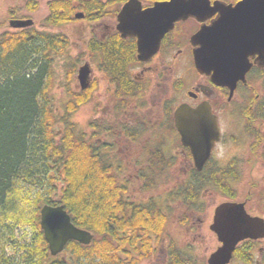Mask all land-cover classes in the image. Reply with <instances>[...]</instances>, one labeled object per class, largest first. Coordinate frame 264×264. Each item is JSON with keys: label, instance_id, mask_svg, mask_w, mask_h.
I'll return each mask as SVG.
<instances>
[{"label": "flooded vegetation", "instance_id": "obj_1", "mask_svg": "<svg viewBox=\"0 0 264 264\" xmlns=\"http://www.w3.org/2000/svg\"><path fill=\"white\" fill-rule=\"evenodd\" d=\"M129 1L72 0L75 20L90 24L88 46L114 48L120 40H128L136 49L137 61L128 67V75L116 77L117 80L101 69V54L89 50L98 62H94L96 65L84 62L91 67L90 86L97 89L96 74L99 71L109 89L101 109L108 114L104 117L106 125L102 122L106 127L99 125L100 115H96L91 121L96 135H92L96 147L108 157L113 175L120 179L124 174L129 179L126 184L121 182L124 186L123 211L133 201L147 204L157 211V215L166 218L150 220L147 231L129 225L119 230L115 226L121 221L107 220L113 231L106 236L107 245L97 244L93 255L96 261L104 260L105 264H196L191 257L196 251L183 250L175 232L179 228L183 232L184 228L187 238L200 246L205 239L203 228L209 219L210 206L205 198L211 189L219 188L224 193L222 203H243L251 216L264 218V63L258 62L257 55L251 56V66L244 75L225 76L217 83L211 74L201 73L196 68L194 51L210 44L208 41L201 44L194 37L201 29L221 20L234 30V37L242 42L241 48L255 49L257 45L246 41L254 37L251 27L264 29V20L257 19L264 17V4L247 0H203L201 15L176 21L173 29L161 39L157 53L140 60L137 38L122 37L118 29V14ZM165 1L169 0H137V3L145 10ZM53 3L64 13L66 0H53L50 5ZM38 6L39 0H29L26 4L28 13H36ZM238 6L241 9L238 10ZM52 9L48 17L52 15ZM77 13H82L83 17L76 18ZM9 16L11 20L32 19L13 9ZM35 25L34 21L30 27L13 28L9 22L10 31L33 29L44 32V27L55 26L46 22L41 29H36ZM64 54L62 50L55 57ZM182 105L187 106L188 145L184 144L176 122V112ZM100 128L104 137H97ZM215 135L218 139H213L210 155L199 169L195 154L202 149L195 150L192 145H202ZM175 146L181 148V163L184 164L181 186L176 189L175 185L163 202L155 197L150 202H142L138 198V194L145 193L142 189L154 190L161 179L175 178L173 172H176L179 157ZM130 179L136 180L137 187ZM127 184L133 186L130 194ZM182 189L186 192L185 199L179 197ZM178 201L180 207H185L180 209L181 212H177ZM164 224L171 228L163 227ZM105 248L107 258L102 255ZM65 251L66 247L60 255ZM213 252H205L200 264H208ZM236 259L241 264H264V238L242 242L230 264Z\"/></svg>", "mask_w": 264, "mask_h": 264}, {"label": "trees", "instance_id": "obj_2", "mask_svg": "<svg viewBox=\"0 0 264 264\" xmlns=\"http://www.w3.org/2000/svg\"><path fill=\"white\" fill-rule=\"evenodd\" d=\"M51 8L48 23L75 20L72 0L66 1L64 13L56 3ZM69 45L66 35L33 29L0 34V264H105L93 254L97 244L107 245L106 236L113 231L107 220L121 221L115 226L119 230L129 225L147 231L150 220L166 218L133 201L123 211L124 186L113 175L108 157L72 121L76 109L89 100L88 93H75L63 110L53 105L54 58ZM88 49L101 54V69L115 80L128 75V67L137 61L128 40L114 48L90 44ZM75 72L71 65L69 77ZM179 192L185 199V189ZM61 204L77 227L95 237L90 245L70 241V254L52 256L40 210ZM26 226L33 230L32 237L19 244L15 234ZM7 246H14L19 258L11 256ZM106 254L105 248L103 257Z\"/></svg>", "mask_w": 264, "mask_h": 264}, {"label": "water", "instance_id": "obj_3", "mask_svg": "<svg viewBox=\"0 0 264 264\" xmlns=\"http://www.w3.org/2000/svg\"><path fill=\"white\" fill-rule=\"evenodd\" d=\"M264 4V0H247ZM203 0H169L158 2L153 7L142 10L137 0H130L118 14V29L122 37H136L138 44V58L146 60L153 56L160 47V41L169 30L173 29L175 22L190 15L198 17L203 13ZM238 10L241 6H238ZM83 14H76V18ZM256 19V17H254ZM258 20L263 19L260 16ZM32 19H13L10 26L13 28H27L32 26ZM253 39L247 40L249 44L257 45L255 49L240 47V41L234 37V30L226 27L223 21L215 22L209 28L201 29L194 37L201 44H210L207 48L194 51L195 65L201 73L211 74L215 82L241 73L244 75L250 68L249 57L257 55L258 62L264 63V29L251 27ZM91 67L88 63L78 70V80L81 88L90 86ZM186 105H182L176 112V122L185 145H188V126L186 121ZM205 127L204 129H207ZM207 139V137H206ZM202 145H195V160L199 169L207 161L214 138H208ZM40 226L44 232L45 240L49 245L52 256L61 254L68 242L77 241L83 245H90L94 235L91 231L77 227L64 204L58 206L44 205L40 210ZM211 230L217 235L220 245L209 256L208 264H230L238 246L249 239L264 238V218L251 216L243 203L226 201L219 204L214 213Z\"/></svg>", "mask_w": 264, "mask_h": 264}, {"label": "rangeland", "instance_id": "obj_4", "mask_svg": "<svg viewBox=\"0 0 264 264\" xmlns=\"http://www.w3.org/2000/svg\"><path fill=\"white\" fill-rule=\"evenodd\" d=\"M29 0H0V34L5 32V31H10L9 28V22L11 20V17L9 16L10 11L13 9L16 11V13H24L25 16H30L32 18L36 25L35 28H42V24H45L48 20V14H51V5L50 2L53 0H39V6H38V11L36 13L31 14L28 13L29 10L26 7V4ZM69 1V0H66ZM50 24V23H48ZM51 25V24H50ZM42 30L47 33H52V34H59V35H66L68 37L70 45L68 49L65 51V54L63 56H58L55 59L54 63V86L52 87V99H53V105L58 108L63 110V103L68 102L71 100L73 95L77 92H86L89 95V100L82 104L80 107L76 109V111L72 114V121L76 124L77 129L80 132L85 133L87 136L91 137L93 139V142L95 143L94 136L92 134H95L92 131V126H91V121L94 120V117L96 115L99 116L98 121L99 125L104 128L106 126H102V122H106L104 117H107L108 114H104L101 109L104 108L102 107L103 105V100L106 98L109 94V89L107 86V82L103 78V74L97 71L96 74V81L98 83V87L94 86H89L87 89L82 90L80 86V82L78 80V69L79 67L84 64V62L89 61L90 63H98L96 62V58L91 57V53L88 49V44H86V41L90 38V24L88 21H70L68 23H62L60 25H55L54 27H44ZM98 58V57H97ZM99 59V58H98ZM91 60V61H90ZM93 60V61H92ZM71 65H75L76 72L69 77L68 74V68ZM96 65V64H94ZM104 125H106L104 123ZM100 130L98 133L97 137H104V132H102L101 128L98 129ZM96 135V134H95ZM176 151L178 150V164L176 167V172L174 173V177L172 179H167L163 178L161 179L160 185L150 191H144L142 189V195L138 194V198L142 202H150L153 200L155 197L159 202H163L165 198H168V194L170 193L171 189H173L176 185V189H178L184 178V174L182 172V167L184 164L181 163V148L179 146L174 147ZM123 178V179H122ZM119 179L120 182L127 183L129 179H127V176L123 174V177ZM130 181L137 187V182L135 179H130ZM129 186V184H127ZM133 187V186H132ZM129 186V194L131 193V188ZM128 194V193H126ZM224 193L219 189V188H213L211 191L206 195L207 198H205V201L208 202V205L210 206L209 208V219L206 221L203 232L205 235L204 241L200 243V246L192 241L191 238H187V234L184 231L183 232L177 231V242L181 244V247L183 250L187 251H196L193 253V256H191L195 261L196 264H200L206 253L208 254L212 251H215L217 247L220 245L216 235L211 232L210 230V224L212 222L211 216L214 212V209L217 205L222 203L224 200ZM178 204V211L181 212L183 208L185 207H180L179 201L177 202ZM181 209V211H180ZM167 226V228H171L169 224H164L163 227ZM33 234V230L26 226V227H21L17 230L15 234V240H18L19 244H23L28 242ZM191 243L194 244V248L191 247ZM6 250L11 256H17L19 258V253L17 252V249H15L14 246H7ZM70 250L65 251V253L62 254V256H65L70 254ZM207 254V255H208ZM198 257V258H197ZM208 257V256H207ZM242 262L239 259L234 260L232 264H241Z\"/></svg>", "mask_w": 264, "mask_h": 264}]
</instances>
